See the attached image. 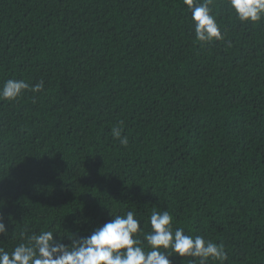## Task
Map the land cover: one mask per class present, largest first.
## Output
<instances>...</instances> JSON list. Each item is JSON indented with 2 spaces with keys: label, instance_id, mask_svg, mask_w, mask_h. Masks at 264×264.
<instances>
[{
  "label": "trees",
  "instance_id": "1",
  "mask_svg": "<svg viewBox=\"0 0 264 264\" xmlns=\"http://www.w3.org/2000/svg\"><path fill=\"white\" fill-rule=\"evenodd\" d=\"M229 3L202 43L184 0H0V87L43 82L0 100V247L155 208L223 245L208 264H264V19Z\"/></svg>",
  "mask_w": 264,
  "mask_h": 264
},
{
  "label": "clouds",
  "instance_id": "2",
  "mask_svg": "<svg viewBox=\"0 0 264 264\" xmlns=\"http://www.w3.org/2000/svg\"><path fill=\"white\" fill-rule=\"evenodd\" d=\"M212 2L203 0V3L195 4L194 0H184L192 14L195 39L202 43L224 39L212 15ZM228 6L242 23L264 19V0H230ZM30 87L33 93H40L43 82L30 86L23 79H8L0 87V100L15 101ZM123 128V121H120L112 127L111 135L126 147L129 141L122 135ZM110 216L108 222L89 236L69 234V244L57 239L61 236L52 230H44L29 236L26 243H19L10 253L0 247V264H173L174 259L185 257L199 258V264H208L209 259L227 260L222 244L203 236L185 234L182 228L173 229V217L167 210L153 208L149 232L143 231L141 221L133 211H127L125 215L110 213ZM7 235L4 218L0 216V237ZM169 249L171 251H165ZM189 264H195V261Z\"/></svg>",
  "mask_w": 264,
  "mask_h": 264
}]
</instances>
